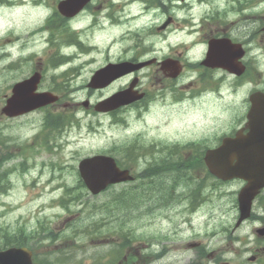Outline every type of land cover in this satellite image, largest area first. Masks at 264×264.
I'll return each mask as SVG.
<instances>
[{
	"label": "rangeland",
	"instance_id": "1",
	"mask_svg": "<svg viewBox=\"0 0 264 264\" xmlns=\"http://www.w3.org/2000/svg\"><path fill=\"white\" fill-rule=\"evenodd\" d=\"M22 4L13 7L12 14L13 25L19 30L36 23L46 12L40 6L32 7L33 0ZM0 20H6L4 15ZM88 42L94 44V36ZM84 55L76 60L77 66L70 73L63 68L59 72L49 71L51 77L61 74L56 81L63 91L60 104L51 111L72 115L70 124H73L52 152L44 147L31 154L28 171L15 169L8 175L9 184L0 191V229H4L0 238H6V230L32 232L29 244L33 253L39 259L58 264H186L188 259H199L195 248L185 246L188 241H201L210 253L203 257L204 264L264 261V236L256 234L264 225V190L253 201L252 210L257 216L248 217L234 227L238 216L236 192L243 183L240 180L215 183L209 177L173 188L180 179L178 175L173 183L176 178L173 172L156 176L150 172L139 178L136 174L148 159H158L162 165L170 142L179 145L187 141L192 148H196L197 139L205 147L216 143L219 135L231 129L232 113L234 117L237 114L225 104L232 106L239 96L225 97L223 104L201 106L189 102L184 107L169 108L158 105L144 120L130 112L128 116L117 114L115 122L118 119L120 122L114 123L110 117L95 115L80 104L98 97L89 94L86 83L94 68L104 63L98 56L94 61V51ZM81 83L82 89L78 87ZM71 88L73 91L69 92ZM31 115L29 128H21L24 136L37 131L44 117L42 113ZM96 123L99 125L94 131ZM0 126H3L1 119ZM14 132L10 126L5 130L9 135ZM105 149L126 163L135 179L112 184L99 194L80 187L79 201L69 200L64 189L77 183L79 177L74 169L78 160ZM0 151L4 153L5 149ZM19 159L18 156L14 161ZM196 187L201 188L200 195L193 198L191 192ZM118 196L123 203L115 202ZM103 210L108 212L104 217L100 213ZM52 233L57 236L47 237ZM161 246L167 247L166 253L158 257Z\"/></svg>",
	"mask_w": 264,
	"mask_h": 264
},
{
	"label": "flooded vegetation",
	"instance_id": "2",
	"mask_svg": "<svg viewBox=\"0 0 264 264\" xmlns=\"http://www.w3.org/2000/svg\"><path fill=\"white\" fill-rule=\"evenodd\" d=\"M17 2L0 0V16L14 26L11 34L0 36V150L5 149L4 153L0 151V165L19 156L18 164L25 168L21 157L29 155L31 141L40 136L42 124L35 135L24 136L21 128L30 126L24 121L36 112L46 120L51 108L60 104L8 117L2 108L13 86L38 74L34 92L60 91L56 77L61 74L51 77L49 71L65 70L66 59L76 57L72 49L84 45L94 49V61L98 56L104 62L94 72L106 64L143 63L92 92L98 94L95 101L128 87L140 95L102 114L114 123L120 122H115L117 114L128 116L130 112L144 120L158 105L169 108L184 107L189 102L201 106L223 104L225 97L239 96L232 106L225 104L237 114L234 117L232 113V127L217 137L218 142L240 129L247 131L244 127L250 108L264 110V0H89L79 9V0H33L32 7L40 6L46 12L21 31L13 25V7L27 0ZM91 36L94 44L88 42ZM108 89L109 93L102 94ZM53 112L56 115L58 110ZM259 120L258 116L254 122ZM8 126L15 130L13 134L5 133ZM44 132L49 134L48 127H44L43 135ZM197 141L196 148H186L181 154L203 155L206 147ZM167 146L170 156L178 155L176 145L170 142ZM144 165L154 176L162 173L158 159H148ZM185 246L195 248L199 257L188 259L186 264H202L203 257L210 256L201 241H188ZM161 248L158 257L166 253L167 247Z\"/></svg>",
	"mask_w": 264,
	"mask_h": 264
},
{
	"label": "water",
	"instance_id": "3",
	"mask_svg": "<svg viewBox=\"0 0 264 264\" xmlns=\"http://www.w3.org/2000/svg\"><path fill=\"white\" fill-rule=\"evenodd\" d=\"M86 2L87 0H79L78 8ZM119 65L122 66V64H110L98 70L91 77L88 86L101 87L128 69L141 66L139 64L124 67L114 73ZM26 95H28L27 103H20L19 96L15 94L8 101V109L18 112L16 110L31 109L55 99L48 93L38 95L28 93ZM137 98L131 90L126 89L99 101L94 108L97 111H108ZM83 104L86 105L87 102ZM258 116L260 117L259 122H254ZM248 118L249 121L246 124L248 132L245 135L237 133L233 138H225L220 146L207 150L204 157L208 169L217 178L222 180L241 178L246 181L237 196L239 217L236 225L249 216L252 199L264 187V110L250 109ZM78 169L84 184L92 194L99 193L109 184L132 179L127 169H120L114 159L107 155L98 154L83 158L78 163ZM257 232L260 235L264 234V228L258 229ZM0 264H33L31 252L26 247H9L0 250Z\"/></svg>",
	"mask_w": 264,
	"mask_h": 264
},
{
	"label": "trees",
	"instance_id": "4",
	"mask_svg": "<svg viewBox=\"0 0 264 264\" xmlns=\"http://www.w3.org/2000/svg\"><path fill=\"white\" fill-rule=\"evenodd\" d=\"M106 152H108V150H106ZM181 167H182V165L180 163L179 168H181ZM80 187L83 188V185H82V183L80 181H77V184L75 186H73V187H68V186L65 187L64 191H65L66 195L69 197V200H71V201H79L80 196H81V191H79ZM74 189H76L75 192H73ZM62 198H65L64 195H62ZM115 202L120 204V203H123V200L121 199L120 196H118ZM65 207L68 208L67 205ZM100 213H101V216H103V217L108 214V212H106L105 210L101 211ZM252 217H254L253 214H252ZM3 231H4V229H0V234ZM5 232L8 235L6 236L5 239L4 238H0V243L3 244V245H0V248H4V247H6L8 245L30 246L29 241L31 239H33V233L32 232H28L27 233L23 229L17 230V231H15L13 233H11L8 230H6ZM55 236H57V235H55V234L54 235H48L47 237L53 239V238H55Z\"/></svg>",
	"mask_w": 264,
	"mask_h": 264
}]
</instances>
